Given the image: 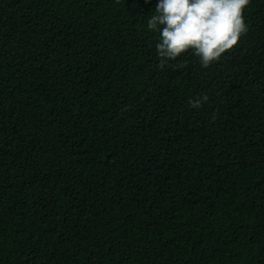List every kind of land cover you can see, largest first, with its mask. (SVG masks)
<instances>
[{"label": "trees", "instance_id": "trees-1", "mask_svg": "<svg viewBox=\"0 0 264 264\" xmlns=\"http://www.w3.org/2000/svg\"><path fill=\"white\" fill-rule=\"evenodd\" d=\"M157 4L0 0V264H264V0L206 69Z\"/></svg>", "mask_w": 264, "mask_h": 264}, {"label": "clouds", "instance_id": "clouds-1", "mask_svg": "<svg viewBox=\"0 0 264 264\" xmlns=\"http://www.w3.org/2000/svg\"><path fill=\"white\" fill-rule=\"evenodd\" d=\"M251 0H158L147 28L158 33V67L191 51L202 68L219 61L222 54L239 46L248 32L244 13ZM183 67V65H181ZM209 100L207 94L190 99L192 108ZM215 118V117H214Z\"/></svg>", "mask_w": 264, "mask_h": 264}]
</instances>
